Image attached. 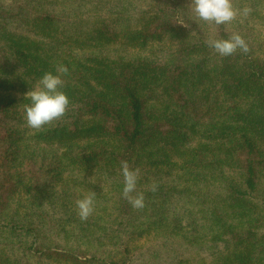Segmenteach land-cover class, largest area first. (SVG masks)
<instances>
[{"label": "trees", "instance_id": "trees-1", "mask_svg": "<svg viewBox=\"0 0 264 264\" xmlns=\"http://www.w3.org/2000/svg\"><path fill=\"white\" fill-rule=\"evenodd\" d=\"M233 3L250 14L216 25L191 0H0V264H264V0ZM233 34L247 54L208 46ZM59 65L69 108L32 129L26 93Z\"/></svg>", "mask_w": 264, "mask_h": 264}, {"label": "clouds", "instance_id": "clouds-1", "mask_svg": "<svg viewBox=\"0 0 264 264\" xmlns=\"http://www.w3.org/2000/svg\"><path fill=\"white\" fill-rule=\"evenodd\" d=\"M191 3L199 19L216 25L230 23L236 20L238 15L246 17L251 12L248 7L242 10L236 8L233 0H191ZM207 43L221 56H231L238 50L245 54L249 52L246 41L239 34H233L228 39L209 40ZM68 71L64 65L57 66L56 74L45 73L35 87L26 93V98L31 101L29 105H25L28 127L40 130L66 114L70 100L62 89L65 84L63 77L68 74ZM121 171L124 178L123 197L134 209H143L145 207L144 193L136 191L140 170L138 168L133 170L127 161H121ZM151 190L155 192L157 185L153 184ZM95 196L96 193L91 191L76 201L78 215L82 221H86L93 214Z\"/></svg>", "mask_w": 264, "mask_h": 264}, {"label": "rangeland", "instance_id": "rangeland-1", "mask_svg": "<svg viewBox=\"0 0 264 264\" xmlns=\"http://www.w3.org/2000/svg\"><path fill=\"white\" fill-rule=\"evenodd\" d=\"M7 1H10V0H7ZM262 13H264V8H263V12ZM238 17H240V19L242 18V16H240V15H238ZM253 26H256V28H255V30H252V35L256 38V41L259 42V44L263 45L262 46V50H264V27H261V26L256 25V24H253ZM110 185H111V183L109 181L107 182V184L106 183H103L101 181V187H103V190H102V193L103 194H105L109 190ZM174 203H177V206L174 208L176 210V214L181 215L180 217L183 218L182 215H183L184 208L181 207V205L183 204V201L181 202V204L179 202H174ZM111 205H113L112 202L111 203H107V204L101 203V206L99 207L100 212L103 209H106V213H107V210H110L112 208ZM184 206L186 207L185 201H184ZM113 212H115V211H113ZM106 217H107V214H106ZM183 219L185 221L186 218H183ZM183 219H182V221H183ZM110 221H114V216L110 219ZM157 243H158L157 240H152L151 238L150 239L148 238L146 240H142L138 244V245H142V249L140 250V252H144L145 249L147 250L151 246H154ZM175 243L177 245H179V243H177V242H175ZM218 246H220V245H218ZM169 250H170V248H169ZM191 250H192V248H189V247H186V246H181L180 248H178V253H179V255L182 256V255H184V253H186L188 251H191ZM201 255L207 257L208 256V253H202ZM166 257L167 258H170L171 257V254H166Z\"/></svg>", "mask_w": 264, "mask_h": 264}]
</instances>
